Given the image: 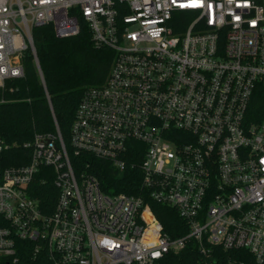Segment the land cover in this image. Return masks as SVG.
I'll return each mask as SVG.
<instances>
[{
	"label": "built area",
	"instance_id": "obj_1",
	"mask_svg": "<svg viewBox=\"0 0 264 264\" xmlns=\"http://www.w3.org/2000/svg\"><path fill=\"white\" fill-rule=\"evenodd\" d=\"M114 52L65 142L0 139V264H264V0H0V91L25 76L32 31ZM116 176L103 191L91 158ZM129 172V174H128ZM138 173V174H137ZM130 175L138 193L116 192ZM138 177V181H137ZM52 184V190L47 186ZM43 199V201H42ZM151 203L176 211L167 235Z\"/></svg>",
	"mask_w": 264,
	"mask_h": 264
},
{
	"label": "trees",
	"instance_id": "obj_2",
	"mask_svg": "<svg viewBox=\"0 0 264 264\" xmlns=\"http://www.w3.org/2000/svg\"><path fill=\"white\" fill-rule=\"evenodd\" d=\"M32 36L38 68L32 53L26 52L22 60L24 78L9 80L6 90L0 91V139L9 145H17L6 152L8 156H21V161L8 165L28 162L30 151L23 145L31 142L35 134L54 133L53 116L64 141L68 142L84 91L105 83L115 57L112 50L94 45L91 32L82 19L77 36L58 38L51 25L33 29ZM254 106L257 112L264 109V94L261 92L256 95ZM89 158L93 161L89 172L98 178L103 191L108 192L107 184L116 181V172L108 163ZM120 182V185H112L116 192L138 193V182H134L130 175ZM47 188L52 190V184L49 183ZM151 207L164 232L171 238L186 233L175 210L155 203H151ZM19 256L21 264H50L45 257L34 259L30 251Z\"/></svg>",
	"mask_w": 264,
	"mask_h": 264
}]
</instances>
